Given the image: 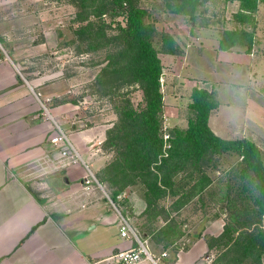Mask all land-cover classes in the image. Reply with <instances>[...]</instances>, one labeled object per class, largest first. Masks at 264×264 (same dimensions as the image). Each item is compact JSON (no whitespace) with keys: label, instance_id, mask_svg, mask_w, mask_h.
Masks as SVG:
<instances>
[{"label":"crops","instance_id":"1","mask_svg":"<svg viewBox=\"0 0 264 264\" xmlns=\"http://www.w3.org/2000/svg\"><path fill=\"white\" fill-rule=\"evenodd\" d=\"M42 3L0 0V264H111L110 257L129 242L119 236V214L105 188L83 184L85 165L104 158H92L88 134L72 131L67 121L57 124L59 105L53 106L52 119L44 115L38 78L23 73L30 63L27 57L44 49L38 39L45 29ZM227 9L238 13L239 2H229ZM263 11L264 4H259L256 13ZM196 33L186 52L188 63L166 73L189 77L183 86L190 88L189 95L194 88H229L230 102L210 115L209 126L222 139L251 140L254 125L264 124V104L258 108L249 102L248 110L239 112L236 100L241 95L251 99L243 89L255 88L253 76H260L258 88H264V50L256 55L236 45L223 51L218 31ZM260 41L264 45V38ZM226 114L229 123L231 117L238 120L234 136H221L218 117ZM56 125L66 130L79 160L62 157L60 147L51 144Z\"/></svg>","mask_w":264,"mask_h":264},{"label":"rangeland","instance_id":"2","mask_svg":"<svg viewBox=\"0 0 264 264\" xmlns=\"http://www.w3.org/2000/svg\"><path fill=\"white\" fill-rule=\"evenodd\" d=\"M137 1L138 6L147 12L144 22L154 28L153 45L159 51L162 62L166 64H163L165 67L160 78V91L164 104L162 127L165 131L163 133L165 144L168 139H165V136H169V130L174 127L186 128L189 115L187 104L190 102L191 95L188 93L190 88H183L185 84H188L187 80L191 79L177 75L169 77L166 69L174 73L182 66V63H188L185 61L186 52L195 42L191 38H195L196 32L204 28L219 30L220 37L226 29L242 34L245 41L248 40L247 37L252 36L251 48L248 49L241 44L239 46L245 53L260 54L264 50V45L260 41L264 38V11L260 14H245L248 16L245 20L238 17L239 13H229L227 9L229 2L207 0L203 6L199 7L195 20L190 22L187 17L167 9L166 4L173 3L174 0ZM77 2L79 0H43L45 29L43 36L40 35L38 39L44 41V49L36 57H27L30 63L26 69H23V73H28V77L38 78L40 98L49 114L55 112L52 111L53 106H60L58 125L67 121L72 131L89 135L88 142L91 144L86 141L88 145L86 147L93 154L92 158H104L102 161L97 160L86 165L96 178L99 171L117 156L115 149H107L103 146L107 139V132L112 130L118 122L119 116L114 110L115 106H119L125 97L129 99L133 108L142 106V92L136 89L137 87L135 89L130 87L133 89H129L126 96H116L113 100V97L105 94L102 85L97 83L98 77L101 76L100 71L109 61L106 58L105 49L92 52L88 50L86 42H79L75 34L81 25L80 21L76 20L80 10L76 5ZM103 17L107 24H111V30L107 31L109 34L114 33L112 30L116 22L124 24L121 18H112L108 15ZM163 34L174 39L178 50L176 56L163 54L161 51L160 39ZM253 77L252 86L255 88L243 89L246 95L250 94L251 99L247 98V100L245 95H241L236 100L240 104V107L236 106L239 112L248 110L249 102L251 106L263 107L264 88H258L261 82L260 76ZM192 80L202 81L197 78ZM192 84L195 83L192 82ZM228 89L207 88L209 92L216 95L218 104L222 103L223 107L227 106L228 101L231 100L226 92ZM47 99H49L48 102ZM63 100L69 101L67 104H70V107L66 103L58 104ZM69 108L70 111L67 113ZM215 111L217 112L218 109L212 113ZM227 117L228 114L218 117L222 137L234 136L239 125L235 117H231L230 123ZM262 122L264 123V120ZM251 137L250 141L258 147L264 166V124H260L257 128L254 125ZM87 158V155H83L85 162L88 161ZM240 162L241 158L232 153L215 155L211 166H203L210 183L205 187L204 192L197 194L184 205L177 204L179 194L170 197L169 193H166L164 198L152 204L147 213L145 212L147 203L144 198L146 189L140 184L125 189L119 203L115 199L113 201L123 206L120 211L121 206L117 205L122 216H125L132 227L146 237L148 250L154 258H159L158 264H231L234 253L229 248L230 243L223 244L219 239L228 224L233 223L237 227V220L239 225L242 223L241 218L237 220L233 218V212L243 215L246 208L250 209L253 205L252 200L249 199L250 196L247 200H240L244 194L239 192L233 173L235 167H240ZM180 175L175 179L176 185L181 180ZM193 184L191 182L183 191L187 192ZM109 192H107L108 196H110ZM243 201H247V204ZM252 229L253 227L249 229V232ZM240 231L241 229L237 230L233 237H237ZM162 252H166L168 257L160 258L159 255ZM243 264H264V254H261L258 260L247 259Z\"/></svg>","mask_w":264,"mask_h":264},{"label":"trees","instance_id":"3","mask_svg":"<svg viewBox=\"0 0 264 264\" xmlns=\"http://www.w3.org/2000/svg\"><path fill=\"white\" fill-rule=\"evenodd\" d=\"M206 1L174 0L166 7L172 13L183 15L193 22L199 7ZM221 1H238V17L245 20L248 19L247 15L256 13L259 4H264V0ZM137 3V0H79L76 3L80 8L76 20L81 25L75 32L79 42H86L89 51H106L109 62L100 71L101 76L97 81L105 94L115 100L116 96H126L129 89H133L130 87H137L142 92V106L133 108L126 97L119 106H115L118 122L107 132L103 146L115 149L117 156L99 171L96 179L107 192L110 191L109 198L118 203L120 201L117 198L125 189L142 185L146 189L145 212L149 213L152 204L164 198L166 193L170 197L179 194L177 204L184 205L204 192L210 179L203 166H211L215 155L235 154L241 158L240 167L233 170L239 192L244 194L240 200H247L250 196L253 205L250 209L246 208L243 215L233 212V218H241L242 223L239 225L237 220V227L233 223L228 224L219 240L226 245L230 243L229 248L234 253L231 264H243L252 258L258 260L264 254V166L260 151L248 139L224 140L213 133L209 118L219 104L215 94L199 88L192 90L187 104L189 115L186 128L174 127L169 130L165 146L160 78L165 67L163 64H166L153 45L154 28L144 22L147 12ZM105 15L121 18L124 24L116 22L112 30L114 33L109 34L107 31L111 30V24L102 19ZM242 36L226 29L219 36V49L228 51L239 44L251 48L252 36L247 37L246 41ZM160 42L163 54L177 55V45L171 36L163 34ZM65 103L69 101L63 100L58 104ZM179 175L181 180L176 185L175 179ZM191 182L194 184L184 192ZM243 203L247 204V201ZM122 209L123 206L120 211ZM251 227L253 229L249 232ZM240 229L238 236L233 237ZM136 231L141 238L146 239Z\"/></svg>","mask_w":264,"mask_h":264},{"label":"built area","instance_id":"4","mask_svg":"<svg viewBox=\"0 0 264 264\" xmlns=\"http://www.w3.org/2000/svg\"><path fill=\"white\" fill-rule=\"evenodd\" d=\"M47 102L49 99L46 100ZM41 108L46 117L52 119L50 114L43 102L41 103ZM57 135L52 137L50 142L54 146L60 147V153L62 157H67L71 155L74 159H80L76 149L70 143L65 132L56 125ZM168 136H165L167 139ZM87 175L83 179V184L85 186L95 184L100 187L97 179L92 174L90 169L85 165ZM123 195L118 196L117 200L121 201ZM111 208H113L119 214V236L129 242V247L125 250H119L115 252L111 257V264H158L159 258H154L147 247L146 239L141 238L138 232L132 227L128 220L122 216L121 212L118 210L117 205L107 197ZM160 258H167L166 252H162L159 255Z\"/></svg>","mask_w":264,"mask_h":264}]
</instances>
